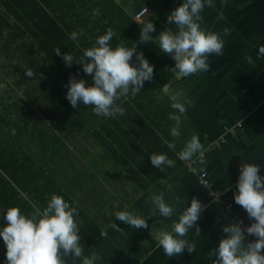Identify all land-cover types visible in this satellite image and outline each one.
Instances as JSON below:
<instances>
[{"label":"crops","instance_id":"0c3cea01","mask_svg":"<svg viewBox=\"0 0 264 264\" xmlns=\"http://www.w3.org/2000/svg\"><path fill=\"white\" fill-rule=\"evenodd\" d=\"M113 1L135 23L150 19L156 28L153 36L167 28L175 31V25L167 23V16L183 2ZM44 2L49 6L53 1ZM213 2L214 8L206 6L201 13L202 27L222 35L223 28L228 27L230 35L223 37V55L213 54L208 57L210 65L207 73L187 78L178 77L174 59L163 53V58L171 59L174 63L172 70L175 77L161 91L144 83L141 92L134 98L129 95L126 99L117 101L125 109L123 115L104 118L95 115L91 106L81 104L78 108H73L67 99V110L72 108L75 112L67 111V153L75 160V169L79 165L77 162L81 163V160L86 166L85 169H76L81 171L82 196L78 193L73 201L79 209L87 212L78 197L80 194L81 200L89 198L88 189L92 188L91 197H96L99 204L98 216L94 219L100 227L101 235L93 245L92 254L98 257L93 264H212L214 258H209V251L217 248L220 240L227 235L223 233L222 227L234 220H242V227H248L253 222L246 211L235 203L234 192L237 191L240 163L259 165L260 175L264 176V56L258 53L259 47L264 46V0H227L226 5L222 4V0ZM53 10L63 14L66 26L76 27L67 21V6H59ZM221 12L224 19L219 18ZM94 22L86 21V27L80 26L82 22L78 23L80 32L89 30L93 34L92 37L85 36L81 39L83 48L95 46L97 37L93 29L96 26ZM60 40L54 39L52 42ZM128 40L135 41L133 38ZM112 41L115 43L113 48L119 45L114 38L110 43ZM153 43L159 46L157 42ZM143 55L148 56L145 53ZM247 57H251L252 63L248 62ZM133 61L135 62V55ZM43 75L44 73L24 88L21 95L24 97L31 87H34L33 98L36 102L41 103L45 93L51 95L50 88L33 86L39 83ZM67 75L79 76L89 85L92 83V78L81 67L69 66ZM63 81L67 88V78L63 77ZM27 101L32 103L30 99ZM177 101L185 103L186 113L181 118V136L175 141V150H171L162 142L161 137L169 141L173 139L170 129L174 126V121L169 119V114L175 111L171 105ZM73 119V122H68ZM96 132L104 134L105 140H110L111 151L97 140ZM193 135H197L204 145L203 157L193 159L197 162V175L200 172L206 173L210 184L207 189L202 186L199 176L189 172L177 157V153ZM112 154L117 155L119 162ZM151 154H166L175 161V166H164L163 170L155 168L150 161ZM2 155L0 153V157ZM201 159L203 163L200 162ZM10 163L14 166L16 161ZM39 164L56 178L47 164L41 165L40 159ZM4 186L0 182V187ZM153 193H163L166 202L176 208L171 219L160 216L158 212L152 215L154 206L150 197ZM193 197L205 205L197 221L200 235H196V229L192 228L185 237L195 243L196 250L194 253L185 250L182 255L169 258L158 246L154 232L161 229L171 231L173 221L190 205ZM30 198L28 194L22 193L21 199L27 200L34 210H42L47 204L46 202L40 206V202ZM14 202L18 201L8 198V194L1 190L0 227L6 225L3 217L10 208L9 205L12 206ZM109 204L112 205L110 212H107ZM17 207L23 214H27L25 208ZM117 211H130L142 216L149 227H129L116 220L114 213ZM114 224L122 230L114 229ZM251 240L255 239L245 237L244 243ZM88 242L81 244L83 249ZM65 261L69 264L68 257H65ZM0 264H6V246L2 238Z\"/></svg>","mask_w":264,"mask_h":264},{"label":"clouds","instance_id":"9594fccd","mask_svg":"<svg viewBox=\"0 0 264 264\" xmlns=\"http://www.w3.org/2000/svg\"><path fill=\"white\" fill-rule=\"evenodd\" d=\"M222 4L226 5L227 0H222ZM206 6L214 8L215 4L213 0H183L167 16V23L174 24L175 31L167 28L161 30L157 36L152 35L156 28L150 19L140 20V38L132 48L123 44L113 48L110 41L115 33L109 28L105 34L97 37L95 46L83 51L79 61H75L71 54H63L62 59L66 66L75 62L92 78L89 85L84 79L69 77L65 86L68 88L66 98L71 106H91L95 115L104 118L123 115L125 109L117 101L126 99L129 95L134 98L141 92L144 83L153 79L154 66L142 52L137 51V44L148 41L157 42L161 52L174 59L178 77L187 78L198 73H207L210 65L208 57L213 54L223 55V37L230 35V29L224 27L222 35L202 27L201 13ZM91 15L95 19L100 15V10L93 9ZM219 18L224 19L222 12L219 13ZM82 34L72 32L70 39L78 40ZM54 52L61 55L60 48ZM258 53L264 56V46L259 47ZM246 59L252 63L251 57ZM25 75L32 78L35 73L25 68ZM171 106L175 110L169 114V119L174 121V126L170 129L173 139H161L169 149L175 150V141L181 136V118L186 113V106L179 101ZM203 155L204 145L197 135H193L177 153L182 161H192L194 157L202 158ZM150 161L155 168L161 170L164 166H175V161L166 154H151ZM200 162L203 163V159ZM238 167L239 177L234 200L253 222L246 229L242 228V220H234L222 227L223 233L227 235L220 240L217 248L209 251V258H214L212 264H264V176L260 175V166L257 164L242 162ZM176 199L179 203V197ZM150 201L154 206L152 215L158 212L160 216L171 219L176 213V208L166 202L163 193H153ZM204 207L201 201L193 197L190 205L173 221L171 231L155 230V239L166 256H180L185 250L189 253L195 252V243L185 237L192 228L196 229V235H200L197 221ZM78 215V209L57 194L50 196L42 210L37 208L31 214H23L18 207L8 208L3 217L7 223L0 227V238L6 246V264H66L65 257L68 256L83 258L82 264H93L98 257L96 254L84 256L79 235L80 224L76 220ZM114 215L116 220L129 227H149L144 217L133 212L117 211ZM113 227L118 231L122 230L117 224ZM245 233L255 236L256 239L245 244Z\"/></svg>","mask_w":264,"mask_h":264},{"label":"trees","instance_id":"16d2710c","mask_svg":"<svg viewBox=\"0 0 264 264\" xmlns=\"http://www.w3.org/2000/svg\"><path fill=\"white\" fill-rule=\"evenodd\" d=\"M52 1V4L46 6L44 0H0V153L3 154L0 157V182L5 185L0 189L3 193L8 194V198L18 201L9 207L22 206L27 210V214H31L35 210L27 200L21 199L22 193L28 194L31 197L30 200L40 202V206L45 205L52 194L62 196L71 206L78 209L79 215L76 220L80 224L79 235L81 244L89 241L86 248L83 249L84 256L88 257L94 251L95 240L101 235L100 227L94 218L75 205L69 191L65 193L58 186L56 182L58 174L55 173L56 178H53L40 164L38 165V158L26 153V147L21 144V138L29 130L36 114V108H34L36 101L33 98L34 91L30 100L32 103L25 98L28 93L24 97L21 94L24 88L48 71L50 75L58 72L62 75V79L65 77L69 80L70 76L67 75L69 66H66L62 55L65 53L75 54L73 55L75 61H79L86 49L83 48L81 39L93 35L87 30L79 35L78 40L70 39L72 32L81 33V29L77 28L79 22H82L80 26L86 27V21H95L96 26L93 27L95 37L103 35V32L111 28L115 33L113 38L116 43L124 42L126 43L124 46L128 48L134 47V44L139 41L140 26L142 25H139V20L135 23L113 0ZM59 6L60 8L67 6L65 11L68 16L67 21L76 27L66 26L63 14L54 12L53 9ZM96 8L100 10V15L93 19L91 13ZM7 32H9L8 37L6 36ZM59 38L61 39L59 42H52ZM129 38L130 40L133 38L135 41L129 42ZM110 44L112 46L115 43L112 41ZM57 48H60L61 55L54 52ZM137 51L148 55H144V57L154 66L153 79L145 83L153 85L155 89L161 91L162 87L175 77L172 70L174 63L171 59L163 58L164 54L160 47L152 41L137 44ZM71 66L82 68L75 62ZM25 68L31 69L35 76L27 77ZM75 77L77 80L80 79L79 76ZM51 95L45 93L44 98H50ZM13 130H15V134H13ZM96 134L101 145L111 151L110 140H105L104 134L100 132H96ZM67 157L72 156L67 153ZM112 157L119 162L117 155L112 154ZM11 161H16L14 164V166L17 165L16 168L10 163ZM40 161L41 165H45L42 160ZM122 161L124 162V160ZM77 163L79 165L76 166V169H79L80 164H83L82 160L81 163L79 161ZM183 166L186 168L184 162ZM76 169H74L72 177L78 180L81 178V171L76 173ZM141 188L145 189V187ZM90 241H93V244ZM82 259L68 256V263L80 264Z\"/></svg>","mask_w":264,"mask_h":264},{"label":"rangeland","instance_id":"374dc122","mask_svg":"<svg viewBox=\"0 0 264 264\" xmlns=\"http://www.w3.org/2000/svg\"><path fill=\"white\" fill-rule=\"evenodd\" d=\"M52 71V69H50ZM64 81L60 73L49 74L46 72L39 79V83L33 86L41 85L44 88H50L52 95L50 98H44L41 103H34L35 116L29 127V130L21 138V144L26 147L25 151L29 155L42 160L47 164L51 173L58 174L56 182L65 193L68 191L72 199L81 194L82 183L81 178L73 179L72 173L75 169V160L73 157H67V111L75 113L72 108L67 110V88L64 87ZM33 88L27 91V100L32 98ZM31 105V104H30ZM68 120V122H73ZM85 165L80 164L79 168L85 169ZM79 173V171H76ZM68 185L70 186L68 188ZM92 188L88 189V197L83 200H78L85 205L88 215L91 218L98 216L97 210L99 204L96 197H91ZM111 205H107V212H110ZM116 210V209H115Z\"/></svg>","mask_w":264,"mask_h":264},{"label":"built area","instance_id":"2783aa9c","mask_svg":"<svg viewBox=\"0 0 264 264\" xmlns=\"http://www.w3.org/2000/svg\"><path fill=\"white\" fill-rule=\"evenodd\" d=\"M183 162H184L186 168H188V170H189L191 173H193V174H195V175L198 174V172H197V170H196V168H195V165H196V163H197L195 159H193L192 161H183ZM197 176H199L200 182H201V184H202V186H203L204 188L207 189V188L210 187L209 181L207 180V177H206V173H201V172H200V175H197ZM242 228L246 229L247 227H242ZM245 237H250V238H254V239H256L255 236H248L247 233H245Z\"/></svg>","mask_w":264,"mask_h":264}]
</instances>
